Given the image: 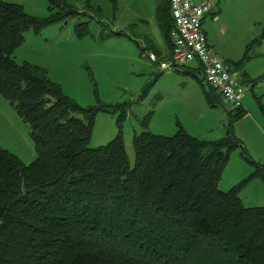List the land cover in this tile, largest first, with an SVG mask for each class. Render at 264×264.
I'll list each match as a JSON object with an SVG mask.
<instances>
[{
  "label": "trees",
  "instance_id": "1",
  "mask_svg": "<svg viewBox=\"0 0 264 264\" xmlns=\"http://www.w3.org/2000/svg\"><path fill=\"white\" fill-rule=\"evenodd\" d=\"M48 1L49 15L35 17L0 0V96L28 127L36 151L27 164L0 147V264H264V207H246L240 198L248 181H264V166L250 158L233 121L216 141L181 127L171 137L134 134L132 166L122 113L116 136L90 147L96 115L113 107L80 106L45 67L14 57L27 31L39 34L76 12L65 0ZM155 16L172 49L169 0H160ZM75 30L79 37L89 33L86 22ZM194 69L203 74L199 64ZM260 79L264 74L241 81L252 89ZM209 87L211 107L224 102ZM231 110L237 119L247 113ZM237 148L253 170L222 191L219 182Z\"/></svg>",
  "mask_w": 264,
  "mask_h": 264
},
{
  "label": "rangeland",
  "instance_id": "2",
  "mask_svg": "<svg viewBox=\"0 0 264 264\" xmlns=\"http://www.w3.org/2000/svg\"><path fill=\"white\" fill-rule=\"evenodd\" d=\"M4 1L20 4L35 17L50 13L48 0ZM65 1L76 12L63 16L39 34L27 31L14 57L20 64L29 62L45 67L49 77L80 106L113 107L96 115L90 147L105 145L116 136L117 120L122 113L123 141L132 166L134 134L148 130L171 137L181 127L191 136L216 141L226 135L233 121V131L250 158L264 166V160L257 158H264V88L260 91L253 86L247 91L251 104L244 105L249 119H237V112L231 110L229 103L217 101L211 107L205 95L211 88L203 82L201 72L162 70L160 64L170 61L171 49L155 16L160 0H115V4L112 0H91L89 5L87 0ZM93 5L99 6L100 12ZM218 7L221 10L207 15L202 24L210 45L231 64L247 54V64L256 46L264 42V0H219L215 9ZM85 22L89 33L79 37L75 27ZM256 39L261 42L250 47ZM151 44L164 59L148 51ZM148 52L158 58L157 63L149 59ZM0 147L27 164L36 158L28 127L1 96ZM252 170L242 148H237L231 153L218 187L228 191ZM240 198L246 207H264L262 178L248 181Z\"/></svg>",
  "mask_w": 264,
  "mask_h": 264
},
{
  "label": "built area",
  "instance_id": "3",
  "mask_svg": "<svg viewBox=\"0 0 264 264\" xmlns=\"http://www.w3.org/2000/svg\"><path fill=\"white\" fill-rule=\"evenodd\" d=\"M169 3L174 25L170 33L171 58L160 64L161 69L181 72L197 63L202 67L205 82L231 109L244 108L243 98L252 84L242 82L234 68L216 54L202 27L204 18L213 14L217 0H169ZM148 56L152 62H158L154 54Z\"/></svg>",
  "mask_w": 264,
  "mask_h": 264
},
{
  "label": "crops",
  "instance_id": "4",
  "mask_svg": "<svg viewBox=\"0 0 264 264\" xmlns=\"http://www.w3.org/2000/svg\"><path fill=\"white\" fill-rule=\"evenodd\" d=\"M195 1L196 2H199L200 0H195ZM217 2H219V0H217ZM219 10H221V9H219V7H218V9H215L213 11V13H215L216 11H219ZM219 17H220V15L218 17L216 16V19H219ZM203 22H204V20H203ZM208 43H209V40H208ZM152 47L154 48V46L151 44V49H149V51L154 52L155 54H157V56L160 58V60L164 59L163 55L157 53L156 49L153 50ZM216 54L218 56H220L224 61H226V58L224 56L220 55L218 52H216ZM249 58H250V60H249V62L247 64L246 63L245 64L243 63L242 65H239V67L235 63V65L238 68L235 65H233V68H234L235 72L237 73V76L240 78V80H242L244 76H245V79H247V80H255V79L261 77L262 74H264V42H262V44L260 46H256V49L254 50V53H252V56L249 57ZM189 67H191L192 69H194V68L197 67V63H192V64L189 65ZM254 86H256L258 89H260V91H262L263 88H264V81L263 82L259 81ZM244 104H251V102L249 101V98H247V93L244 95V98H243V107L245 109V105ZM243 118H244V120H247V119H249V115L246 113L243 116ZM257 158H259L261 160H264V158L262 156L259 157L257 155ZM251 159H252V157H251ZM245 172H246V170H245ZM247 173H245V175ZM222 190H224V188H222Z\"/></svg>",
  "mask_w": 264,
  "mask_h": 264
}]
</instances>
